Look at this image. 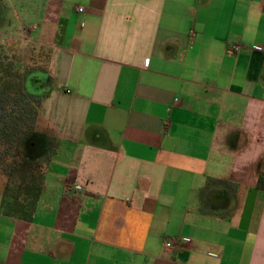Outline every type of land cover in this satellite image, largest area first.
Segmentation results:
<instances>
[{"label": "crops", "instance_id": "crops-1", "mask_svg": "<svg viewBox=\"0 0 264 264\" xmlns=\"http://www.w3.org/2000/svg\"><path fill=\"white\" fill-rule=\"evenodd\" d=\"M36 3L51 152L0 264H264V0Z\"/></svg>", "mask_w": 264, "mask_h": 264}, {"label": "trees", "instance_id": "trees-1", "mask_svg": "<svg viewBox=\"0 0 264 264\" xmlns=\"http://www.w3.org/2000/svg\"><path fill=\"white\" fill-rule=\"evenodd\" d=\"M6 70L0 77V175L6 179L1 207L4 214L29 221L43 191V165L51 152L49 134L38 127L40 109L49 93L44 89V71L22 77L12 67ZM256 170L257 188L264 191V159Z\"/></svg>", "mask_w": 264, "mask_h": 264}, {"label": "rangeland", "instance_id": "rangeland-1", "mask_svg": "<svg viewBox=\"0 0 264 264\" xmlns=\"http://www.w3.org/2000/svg\"><path fill=\"white\" fill-rule=\"evenodd\" d=\"M37 1L0 0V77L6 75L7 70L3 71L4 67H8V70L12 67V72H17L22 77L25 73L50 71L52 49L47 41L39 35L38 25L34 24L32 27L27 21V7L33 9L37 5ZM37 9L38 6L32 11L30 10V16L31 12L38 11ZM27 26L29 27L27 28ZM45 124L41 107L39 129L46 128ZM1 177L4 176L0 175V203L5 188Z\"/></svg>", "mask_w": 264, "mask_h": 264}, {"label": "built area", "instance_id": "built-area-1", "mask_svg": "<svg viewBox=\"0 0 264 264\" xmlns=\"http://www.w3.org/2000/svg\"><path fill=\"white\" fill-rule=\"evenodd\" d=\"M77 11L78 12H83L84 8L82 6L77 7ZM236 50L240 49V45H237ZM69 190H76V191H83L84 190V186L81 184H74V185H69L68 186ZM180 246V240L176 239V238H167L164 239L163 243H162V251L164 254H167L171 257H173L175 255V253L177 252V250L179 249Z\"/></svg>", "mask_w": 264, "mask_h": 264}]
</instances>
